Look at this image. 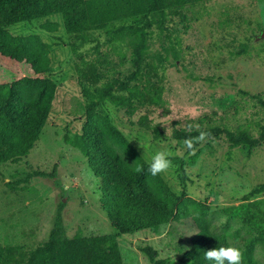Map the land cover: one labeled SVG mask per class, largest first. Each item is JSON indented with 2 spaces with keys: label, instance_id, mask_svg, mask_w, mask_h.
<instances>
[{
  "label": "rangeland",
  "instance_id": "obj_1",
  "mask_svg": "<svg viewBox=\"0 0 264 264\" xmlns=\"http://www.w3.org/2000/svg\"><path fill=\"white\" fill-rule=\"evenodd\" d=\"M182 14H171L165 31L150 28L145 72L158 85L161 101H147L132 116L110 100L95 109L112 120L145 160L154 151L170 153L172 167L161 175L179 196V219L160 232L120 234L102 208V181L80 150L66 143L87 121L84 87L98 91L133 70L129 37L113 40L111 31L96 30L90 43L73 52L60 15L9 28L14 35L37 34L49 45L51 71L37 76L30 65L0 55V84L25 76L48 78L56 83V95L30 154L17 163L0 164L4 256L20 259L48 241L61 215L64 238L117 234L124 264H154L142 252L145 246L170 264H182L180 257L200 230L196 218H204L212 233L226 236L241 252L248 249L244 240H250L256 259L264 264V192L243 198L264 183V141L245 146L231 143L226 133L206 131L203 140L176 133L203 124L259 136L264 110L241 91L264 98V0H210L186 7ZM46 21L57 23V31L42 29ZM179 162L187 179L177 169ZM35 171L46 175L34 176Z\"/></svg>",
  "mask_w": 264,
  "mask_h": 264
},
{
  "label": "trees",
  "instance_id": "obj_2",
  "mask_svg": "<svg viewBox=\"0 0 264 264\" xmlns=\"http://www.w3.org/2000/svg\"><path fill=\"white\" fill-rule=\"evenodd\" d=\"M206 1L210 0H0V55L30 65L37 76L51 71L49 45L37 34H12L9 28L16 24L60 15L73 52L90 43V33L96 30L111 31L113 40L129 37L133 46V70L126 79H115L98 91L84 87L87 121L81 133L66 137V143L80 150L94 176L102 181V208L120 234L160 232L172 220L179 219V196L161 174L152 176L147 171L146 160L136 147L108 116L95 109L110 100L132 116L147 101L159 103L158 85L145 72L150 28L155 25L161 32L165 31L171 14L184 15L182 10L186 7ZM57 27V23L50 21L42 24V29L50 32L57 31ZM117 92L127 95L117 96ZM241 92L264 110V98L260 94ZM55 95L56 83L48 78L25 76L12 84H0V164L17 163L30 154L46 125ZM206 131L215 135L226 133L235 145L256 146L264 141V124L258 137L246 130L234 132L203 124L191 130L178 129L176 133L195 139ZM177 169L184 179L189 177L181 162ZM33 175L46 174L35 171ZM262 192L264 183L243 198L249 200ZM196 221L200 230L180 257L182 264H209L203 258V251L233 246L226 236L212 233L204 218ZM61 227L59 215L48 241L30 249L20 259L4 256L0 250V264H124L117 234L64 238ZM244 241L248 249L241 252L242 264H260L251 241ZM142 252L154 264H170V260L158 258V251L151 246L143 247Z\"/></svg>",
  "mask_w": 264,
  "mask_h": 264
},
{
  "label": "clouds",
  "instance_id": "obj_3",
  "mask_svg": "<svg viewBox=\"0 0 264 264\" xmlns=\"http://www.w3.org/2000/svg\"><path fill=\"white\" fill-rule=\"evenodd\" d=\"M204 137L205 134L201 133L199 139L203 140ZM186 146L191 149L192 143L186 141ZM142 147L145 151V147ZM169 156L170 153L167 151H154L146 160L147 171L152 176H157L158 174L170 170L172 164ZM137 170L139 171V168ZM203 258L208 261L209 264H242L241 250L235 246H219L203 251Z\"/></svg>",
  "mask_w": 264,
  "mask_h": 264
}]
</instances>
